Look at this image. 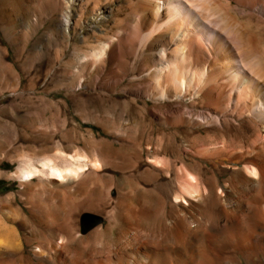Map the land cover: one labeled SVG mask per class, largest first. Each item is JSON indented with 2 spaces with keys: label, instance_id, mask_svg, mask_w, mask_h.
Listing matches in <instances>:
<instances>
[{
  "label": "bare ground",
  "instance_id": "6f19581e",
  "mask_svg": "<svg viewBox=\"0 0 264 264\" xmlns=\"http://www.w3.org/2000/svg\"><path fill=\"white\" fill-rule=\"evenodd\" d=\"M122 1L0 0V21H7L16 44L21 10L29 29L50 11L54 31L71 38L110 21ZM138 1L127 28L94 45L77 68L89 65L95 72L106 60L118 68L135 50L146 56L151 82L142 79L127 92L149 98L156 89L164 105L151 109L152 124L167 135L165 144L149 143L135 161L112 151L96 158L68 153L60 157L63 167L55 159L42 168L30 164L28 178L42 173L68 187L77 181L89 186L109 156L142 170L144 187L110 205L105 223L88 235L78 236L65 218H59L63 227L51 221L52 240L35 246L38 258L24 264H264V56L237 16H255L264 26V0ZM168 144L177 146L169 155ZM11 234L0 236V264H13L21 254Z\"/></svg>",
  "mask_w": 264,
  "mask_h": 264
},
{
  "label": "rangeland",
  "instance_id": "374dc122",
  "mask_svg": "<svg viewBox=\"0 0 264 264\" xmlns=\"http://www.w3.org/2000/svg\"><path fill=\"white\" fill-rule=\"evenodd\" d=\"M138 3V0H123L110 21L84 34L79 29L78 36L72 39L54 31L55 15L50 11L36 19L30 30L29 17L21 10L18 23L21 37L16 44L10 39L7 21H0V218L4 219H0V223H4L0 225V236L7 226L5 233L12 232L11 238H16H12V242L21 252L10 263L24 264L38 258L36 247H47L52 240L51 221L63 227L59 218H65L72 221L78 236L88 235L105 223V211L110 205L127 196L132 188L144 187L142 170H129L125 162L109 156L102 161L104 169L102 166L99 167L102 170L95 169L96 176H91L89 186L82 185L81 181L69 187L65 182L60 185L48 174L37 173L32 178L25 175L30 164L42 168L48 159H55L54 162L63 167L66 162L60 157L69 154L84 156L87 153L96 158L100 153L118 151L135 161L149 143L165 144L167 135L152 124L151 109L164 105L155 96L156 89L150 90L149 98L127 92L142 79L151 82L152 78L148 77L151 65L146 56L135 50L122 58L118 68L109 60L102 62L95 72L89 65L77 68L94 45L127 28L131 12ZM237 16L264 56L263 24L255 16ZM117 76L121 78L118 82L121 85L112 81ZM175 150L177 146L166 145L167 155ZM132 194L138 195V191L132 189ZM109 195L111 197H107ZM84 198L96 202L99 211L90 209L83 202ZM93 221L98 224L89 227ZM62 233L59 231L58 237L64 236Z\"/></svg>",
  "mask_w": 264,
  "mask_h": 264
},
{
  "label": "water",
  "instance_id": "95a60500",
  "mask_svg": "<svg viewBox=\"0 0 264 264\" xmlns=\"http://www.w3.org/2000/svg\"><path fill=\"white\" fill-rule=\"evenodd\" d=\"M98 224V221L97 222H95V223H93V224H91V226L90 227H93V226H95V225H97Z\"/></svg>",
  "mask_w": 264,
  "mask_h": 264
}]
</instances>
